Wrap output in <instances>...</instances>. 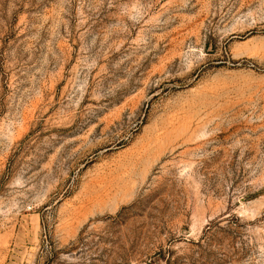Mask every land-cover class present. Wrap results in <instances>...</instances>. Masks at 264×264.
<instances>
[{
	"label": "rangeland",
	"instance_id": "1",
	"mask_svg": "<svg viewBox=\"0 0 264 264\" xmlns=\"http://www.w3.org/2000/svg\"><path fill=\"white\" fill-rule=\"evenodd\" d=\"M0 264H264V0H0Z\"/></svg>",
	"mask_w": 264,
	"mask_h": 264
}]
</instances>
